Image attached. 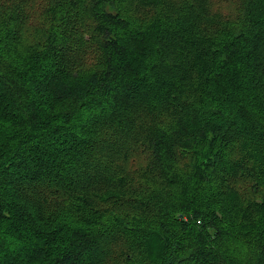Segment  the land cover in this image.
Instances as JSON below:
<instances>
[{"label":"trees","instance_id":"obj_1","mask_svg":"<svg viewBox=\"0 0 264 264\" xmlns=\"http://www.w3.org/2000/svg\"><path fill=\"white\" fill-rule=\"evenodd\" d=\"M0 264H264V0H0Z\"/></svg>","mask_w":264,"mask_h":264},{"label":"rangeland","instance_id":"obj_2","mask_svg":"<svg viewBox=\"0 0 264 264\" xmlns=\"http://www.w3.org/2000/svg\"><path fill=\"white\" fill-rule=\"evenodd\" d=\"M44 16V15H43ZM43 16H42V18H43ZM97 258V251H94V250H91L90 252H89V259H91L90 261H93V260H95Z\"/></svg>","mask_w":264,"mask_h":264}]
</instances>
